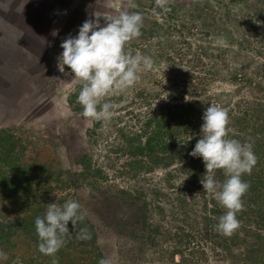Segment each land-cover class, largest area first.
<instances>
[{"label": "rangeland", "instance_id": "374dc122", "mask_svg": "<svg viewBox=\"0 0 264 264\" xmlns=\"http://www.w3.org/2000/svg\"><path fill=\"white\" fill-rule=\"evenodd\" d=\"M170 7L156 16L155 0H0V251L7 254L0 264L264 261V230L254 237L249 219L230 237L204 232L202 217L212 214L202 197L214 194L200 182L205 172L181 170L192 162L189 136L200 139L203 113L213 103L228 111L229 138L251 143L264 164V0H170ZM121 10L143 14L142 35L128 49L154 64L133 87L105 97L115 105L111 119L94 121L79 110L82 82L72 81L67 66L59 71L60 44L94 13ZM190 114L198 124L193 132L185 123ZM160 119L161 132L176 143L172 150L123 152L132 140L144 143V132ZM165 157H175L168 167ZM85 158L91 172L82 175ZM68 200L86 211L78 227L86 226L91 239H78L69 222L65 246L45 256L35 219L48 204ZM192 222L193 239L177 243L180 226Z\"/></svg>", "mask_w": 264, "mask_h": 264}, {"label": "clouds", "instance_id": "9594fccd", "mask_svg": "<svg viewBox=\"0 0 264 264\" xmlns=\"http://www.w3.org/2000/svg\"><path fill=\"white\" fill-rule=\"evenodd\" d=\"M169 12L170 0H155L154 15ZM94 17L83 22L77 36L69 34L62 41L60 47L63 51L57 61L61 73L67 66L74 74L72 81L82 82L78 95V103L83 107L81 115L100 121L109 120L114 115L115 105L106 102L105 97L133 87L140 74L152 70L154 61L147 55H133L128 49L130 42L142 35V13L121 10L119 14L109 16L94 13ZM101 17L103 25L100 23ZM51 34L58 35V30H53ZM202 119L200 139L189 155L202 158L206 170L204 179L200 181L203 189L214 194L226 209L218 219L216 230L230 237L241 227L237 214L243 211V197L251 187L242 176L251 174L257 157L251 143L229 138L231 128L227 109L219 104H210ZM217 170H223L226 177L223 182L215 179ZM86 215L81 204L75 200H68L63 205L55 202L48 204L45 214L35 219L38 251L45 256L55 257L71 235L69 222L78 239H91V232L86 226L78 227ZM6 259L7 254L0 251V260ZM52 264H58V260L53 259ZM99 264H112V261L102 258Z\"/></svg>", "mask_w": 264, "mask_h": 264}, {"label": "trees", "instance_id": "16d2710c", "mask_svg": "<svg viewBox=\"0 0 264 264\" xmlns=\"http://www.w3.org/2000/svg\"><path fill=\"white\" fill-rule=\"evenodd\" d=\"M237 1H242V0H237ZM255 106L258 104H254ZM264 108V106H263ZM80 112H83V107L80 104L79 107ZM260 112H262L259 109ZM158 117L155 115L154 119L156 120ZM162 123V124H160ZM160 123L157 122L155 124V126H152V129L144 132L145 134V141L144 143H141V141L138 139L136 141H131L129 143V146L124 147L123 152L127 153V154H132V155H136V154H144V152H146L147 150H151L154 149L155 152H161V151H165L166 149H170L173 148L175 146L176 143H174L173 141V137H172V133L171 135L166 138L165 135L161 132V128L163 127L164 123L163 121H161L160 119ZM185 123H187L188 125L192 124V117L191 114L190 116H187ZM153 125V124H152ZM197 122L191 125V129H188V131L190 130V132H193L195 129H193L194 127H197ZM147 128H149L151 126L150 122L147 123ZM186 134V133H185ZM189 140L190 143H188L187 145H192V151L197 143V141L199 140V136L198 135H193V138H191L189 136ZM142 144V146L140 145ZM184 145V144H183ZM183 145H181V149H183ZM168 151V150H167ZM173 152V151H172ZM257 157V164L255 165V167L252 169L251 174H245L242 176V179L246 182H248L250 184V189L249 191L246 193V195L243 197V202H244V209L242 212L237 214V218L240 220L241 224L244 219H249L250 220V224H253V228L251 230V233L254 237H260V235L256 234L257 231H262L264 230V172L259 171V168L261 167V169L264 171V164H262L261 162V158L259 157V154H256ZM175 157H170L164 158V161H161L162 164H164L165 167H168L171 160H174ZM192 162L189 165L183 164L181 165V170L184 171L185 168H188L190 166V168L194 169L195 172H198V175L202 176L203 173L206 171L205 170V166L203 163L202 158L200 157H192ZM84 162H81L83 171H82V175L84 172L90 173L91 172V164L89 161L86 160H82ZM86 162V163H85ZM157 164V163H156ZM98 173L97 169L96 171H94V174ZM79 174V175H81ZM170 176V175H169ZM199 176V177H200ZM199 177L195 178V180L199 179ZM215 179L223 182L226 177L223 173V170H217L215 172ZM194 184V182L192 183ZM9 189V188H8ZM7 189V190H8ZM155 191H153V194L155 196L160 195V191L156 188H154ZM152 192V191H151ZM138 195H140L139 193L136 194L135 196L137 197ZM204 196V194H202ZM125 197L129 198L132 197V194H128L127 192L124 195ZM1 197V196H0ZM2 198V197H1ZM204 200L203 203V208L204 210L207 209V204H210V210L209 212H211V216H204L202 217L203 221H204V232L205 233H209L211 232L213 235L214 234V229H216V225L218 223V219L221 215H223L226 211V209H224L219 202L217 201V199L215 198V196L211 195L210 199L207 201L205 198L206 197H202ZM136 201V200H135ZM184 201V200H183ZM127 201L123 200L122 203H126ZM185 203H183L182 208H185ZM159 208V207H157ZM147 210H148V206L146 204H143V221L146 222L147 221ZM185 211L183 210V216L181 217V219L183 221L188 219L187 213H184ZM197 220V217H196ZM194 220V221H196ZM242 220V221H241ZM178 221V218L175 220ZM193 221V219H192ZM197 222H199V219L197 220ZM21 223V221H20ZM193 222L191 223L190 228L187 229H182L183 227L180 226L181 229H179L181 232V234L179 235V233L177 234V236H175V238H177V243H181V241H183L184 239L190 240L193 239L192 238V234L191 232L194 229L192 228ZM252 226V225H250ZM179 228V227H178ZM197 232V230H194ZM217 231V230H216ZM201 232V231H200ZM219 236V235H218ZM228 237V236H226ZM192 260V259H191ZM264 261L260 260L258 261L256 264H263Z\"/></svg>", "mask_w": 264, "mask_h": 264}]
</instances>
